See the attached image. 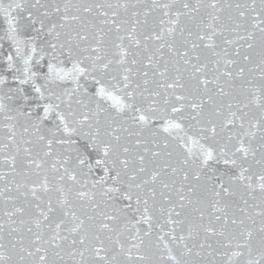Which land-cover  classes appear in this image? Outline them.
Returning <instances> with one entry per match:
<instances>
[{"label":"snow or ice","instance_id":"1","mask_svg":"<svg viewBox=\"0 0 264 264\" xmlns=\"http://www.w3.org/2000/svg\"><path fill=\"white\" fill-rule=\"evenodd\" d=\"M0 264H264V0H0Z\"/></svg>","mask_w":264,"mask_h":264}]
</instances>
